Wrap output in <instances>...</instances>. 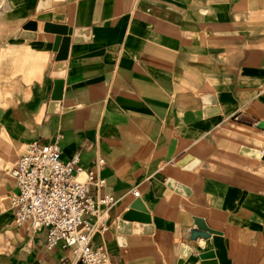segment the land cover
<instances>
[{
    "label": "crops",
    "instance_id": "obj_1",
    "mask_svg": "<svg viewBox=\"0 0 264 264\" xmlns=\"http://www.w3.org/2000/svg\"><path fill=\"white\" fill-rule=\"evenodd\" d=\"M40 1L0 3V264L72 257L17 225L4 174L27 146L56 141L85 171L105 162L101 193L117 201L93 243L111 264H264V3ZM187 156L200 161L191 171L178 166ZM137 200L149 220L119 234ZM197 220L217 233L193 240Z\"/></svg>",
    "mask_w": 264,
    "mask_h": 264
},
{
    "label": "built area",
    "instance_id": "obj_2",
    "mask_svg": "<svg viewBox=\"0 0 264 264\" xmlns=\"http://www.w3.org/2000/svg\"><path fill=\"white\" fill-rule=\"evenodd\" d=\"M105 162L98 161L97 171ZM97 171H85L79 155L62 158L58 142L29 146L10 171L17 192L12 197L15 221L34 232L46 230L47 247L72 251L65 264H111L104 245H94L97 232L108 229L102 208H111L116 198L101 193L105 180ZM139 197L140 192L134 191Z\"/></svg>",
    "mask_w": 264,
    "mask_h": 264
},
{
    "label": "water",
    "instance_id": "obj_3",
    "mask_svg": "<svg viewBox=\"0 0 264 264\" xmlns=\"http://www.w3.org/2000/svg\"><path fill=\"white\" fill-rule=\"evenodd\" d=\"M51 3H52V0H41L39 7H38V11H43L45 9L50 8ZM64 34H66L65 31H64ZM67 48H68V41L64 40L63 46L60 51V54L58 55L57 61L65 60L67 56ZM62 88H63L62 83L57 82L55 93L53 95L54 101H59L62 98ZM208 102L210 104H213L215 103V100L211 99V100H208ZM55 106L59 108V103H56ZM255 156L259 157L260 154L257 153ZM199 164H200V161L198 159H194L192 156H187L178 163V166L181 168H184L185 170L191 171L194 168H196ZM171 183L172 182H170L169 185L172 188H174L175 183L174 184L173 183L171 184ZM177 190H179L182 193L187 194V190L182 186H178ZM147 213L148 211L143 205V203L140 200L135 201L131 205L130 210L124 215L123 220L119 222V230H118L119 234H127L131 232L130 222H133L135 220H137V222H143V223L147 222V220H149V218L147 217ZM196 225H197V228L192 230L191 232L193 240H197L200 237L208 239L210 238L211 234L217 233L216 231L209 229L203 220H197ZM183 250H182L183 258L188 257L190 252L185 254ZM141 264H153V262L151 259H148V260L142 261Z\"/></svg>",
    "mask_w": 264,
    "mask_h": 264
},
{
    "label": "rangeland",
    "instance_id": "obj_4",
    "mask_svg": "<svg viewBox=\"0 0 264 264\" xmlns=\"http://www.w3.org/2000/svg\"><path fill=\"white\" fill-rule=\"evenodd\" d=\"M3 1H4V0H3ZM3 1L0 0V3L3 2ZM255 1H257V2H259V3H260V2H263V3H264V0H255ZM263 7H264V5H263ZM257 13H258L257 16L264 18V8H263V9H259ZM259 128L264 130V123L260 124V125H259ZM26 149H27V150H26L25 153H27L29 147L27 146ZM255 155H256V154H254L253 156H255ZM263 159H264V157H263ZM8 171H10V170H8ZM8 171H4V174H5V176H6L7 178H10V175L8 174ZM172 183L174 184V182H172ZM172 183H171V184H172ZM183 249H184L183 251H184L185 254L191 252V250H190L188 247H186V246H184ZM204 256H207V257L210 256V257H211V256H213V253H209V254H206V255H204ZM70 257H71V256H70ZM183 262H184V261L181 260L179 264H182Z\"/></svg>",
    "mask_w": 264,
    "mask_h": 264
},
{
    "label": "bare ground",
    "instance_id": "obj_5",
    "mask_svg": "<svg viewBox=\"0 0 264 264\" xmlns=\"http://www.w3.org/2000/svg\"><path fill=\"white\" fill-rule=\"evenodd\" d=\"M137 221V220H136Z\"/></svg>",
    "mask_w": 264,
    "mask_h": 264
}]
</instances>
